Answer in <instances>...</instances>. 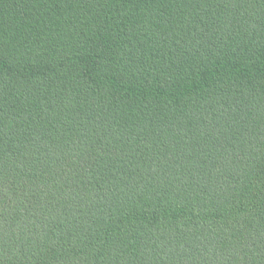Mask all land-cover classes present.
I'll use <instances>...</instances> for the list:
<instances>
[{
  "label": "trees",
  "instance_id": "1",
  "mask_svg": "<svg viewBox=\"0 0 264 264\" xmlns=\"http://www.w3.org/2000/svg\"><path fill=\"white\" fill-rule=\"evenodd\" d=\"M0 264H264V0H0Z\"/></svg>",
  "mask_w": 264,
  "mask_h": 264
}]
</instances>
